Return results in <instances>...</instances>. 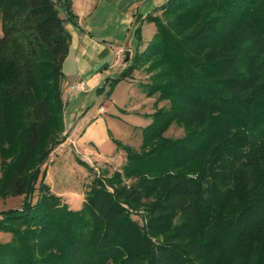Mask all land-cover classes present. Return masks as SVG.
Wrapping results in <instances>:
<instances>
[{"label":"trees","instance_id":"obj_1","mask_svg":"<svg viewBox=\"0 0 264 264\" xmlns=\"http://www.w3.org/2000/svg\"><path fill=\"white\" fill-rule=\"evenodd\" d=\"M71 4L0 0V197L22 196L0 211V264H264V0H167L146 15L152 38L105 82L146 63L141 93L168 105L137 151L115 140L126 162L93 177L78 210L42 168L67 136ZM173 124L183 136H165Z\"/></svg>","mask_w":264,"mask_h":264},{"label":"rangeland","instance_id":"obj_2","mask_svg":"<svg viewBox=\"0 0 264 264\" xmlns=\"http://www.w3.org/2000/svg\"><path fill=\"white\" fill-rule=\"evenodd\" d=\"M147 23L141 28L139 43L134 42L132 57L135 50L140 52L144 49L156 30L153 22ZM147 67L146 63L137 65L131 73L136 83L131 86L126 82L112 87L109 83H102L104 89L101 93L92 90L85 94L70 91L66 87V91L61 94L64 133L70 139L52 150L42 168L48 171L45 180L52 187V192L57 193L61 202L70 209L82 207L87 185L93 177L108 178L126 162V153L116 146L115 140L137 151L141 144L142 129L150 123L149 115L154 112V108L168 105L166 101L159 102L156 96L144 98L139 93L141 85L148 79ZM101 105L104 106V112L97 114ZM91 120L93 123L87 125ZM165 136L181 137L183 131L173 124ZM38 185L33 191L32 201L36 200ZM21 203L22 196L0 197V211L19 208ZM9 238L8 233L0 232V243Z\"/></svg>","mask_w":264,"mask_h":264},{"label":"crops","instance_id":"obj_3","mask_svg":"<svg viewBox=\"0 0 264 264\" xmlns=\"http://www.w3.org/2000/svg\"><path fill=\"white\" fill-rule=\"evenodd\" d=\"M166 1L71 0L75 23L71 21L65 23L70 40L68 41V54L62 64L61 94L72 83L84 82L85 91L78 93L85 94L97 90L102 83L106 84V79L110 81L116 78L131 62L132 48L136 41L135 28L140 23L141 28L143 25H147L146 15L165 4ZM126 57H128L127 61ZM123 82L131 86L136 83V80L131 74L115 84ZM139 93L144 97V94ZM103 110L104 106L101 105L97 114L103 113ZM92 123L91 120L87 125ZM67 139L70 138L66 136L65 140L67 141ZM47 172L46 170V176ZM49 188L52 192L53 189L50 185Z\"/></svg>","mask_w":264,"mask_h":264},{"label":"built area","instance_id":"obj_4","mask_svg":"<svg viewBox=\"0 0 264 264\" xmlns=\"http://www.w3.org/2000/svg\"><path fill=\"white\" fill-rule=\"evenodd\" d=\"M85 89V83L82 81L72 83L69 87V90L74 92H84Z\"/></svg>","mask_w":264,"mask_h":264},{"label":"water","instance_id":"obj_5","mask_svg":"<svg viewBox=\"0 0 264 264\" xmlns=\"http://www.w3.org/2000/svg\"><path fill=\"white\" fill-rule=\"evenodd\" d=\"M126 61L128 60V57H126V59H125Z\"/></svg>","mask_w":264,"mask_h":264}]
</instances>
